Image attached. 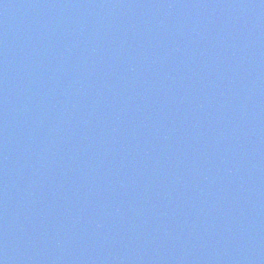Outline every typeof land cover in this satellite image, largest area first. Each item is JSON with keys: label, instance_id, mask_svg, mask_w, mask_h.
<instances>
[{"label": "water", "instance_id": "obj_1", "mask_svg": "<svg viewBox=\"0 0 264 264\" xmlns=\"http://www.w3.org/2000/svg\"><path fill=\"white\" fill-rule=\"evenodd\" d=\"M0 264H264V0H0Z\"/></svg>", "mask_w": 264, "mask_h": 264}]
</instances>
